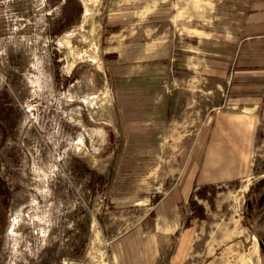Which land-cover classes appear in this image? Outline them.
<instances>
[{
  "label": "rangeland",
  "instance_id": "obj_1",
  "mask_svg": "<svg viewBox=\"0 0 264 264\" xmlns=\"http://www.w3.org/2000/svg\"><path fill=\"white\" fill-rule=\"evenodd\" d=\"M160 1L0 0V264H111L110 242L125 229L112 197L128 183L151 192L152 179L176 176L192 130L129 134L116 106L119 91L132 94L118 83L122 45L192 26L184 20L194 11L180 17L171 0L154 12L169 2ZM251 170L210 197L214 210L188 264H264V218H245L264 182V129Z\"/></svg>",
  "mask_w": 264,
  "mask_h": 264
},
{
  "label": "crops",
  "instance_id": "obj_2",
  "mask_svg": "<svg viewBox=\"0 0 264 264\" xmlns=\"http://www.w3.org/2000/svg\"><path fill=\"white\" fill-rule=\"evenodd\" d=\"M162 1L169 2L157 3L154 12L173 4ZM182 1L176 4L180 17L195 12L185 16L190 28L129 37L117 55L118 83L125 93L132 89L129 100L116 95L127 132L168 137L191 129L194 139L185 158L177 159L175 177L171 170L170 177L152 179L151 192L128 183L112 197L125 229L110 242L111 264H188L205 216L214 210L210 197L250 175L264 129V0ZM129 68L140 74L127 78ZM159 146L149 151H161Z\"/></svg>",
  "mask_w": 264,
  "mask_h": 264
},
{
  "label": "flooded vegetation",
  "instance_id": "obj_3",
  "mask_svg": "<svg viewBox=\"0 0 264 264\" xmlns=\"http://www.w3.org/2000/svg\"><path fill=\"white\" fill-rule=\"evenodd\" d=\"M259 216L264 218V182L257 189L256 194L249 198L246 204L245 218L250 225L258 222ZM259 243H261L260 247L264 253V235L260 236Z\"/></svg>",
  "mask_w": 264,
  "mask_h": 264
},
{
  "label": "water",
  "instance_id": "obj_4",
  "mask_svg": "<svg viewBox=\"0 0 264 264\" xmlns=\"http://www.w3.org/2000/svg\"><path fill=\"white\" fill-rule=\"evenodd\" d=\"M259 245L261 246V243H259Z\"/></svg>",
  "mask_w": 264,
  "mask_h": 264
},
{
  "label": "trees",
  "instance_id": "obj_5",
  "mask_svg": "<svg viewBox=\"0 0 264 264\" xmlns=\"http://www.w3.org/2000/svg\"><path fill=\"white\" fill-rule=\"evenodd\" d=\"M116 78V77H115Z\"/></svg>",
  "mask_w": 264,
  "mask_h": 264
}]
</instances>
